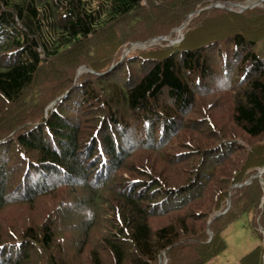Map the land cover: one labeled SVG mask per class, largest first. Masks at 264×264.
<instances>
[{
  "label": "trees",
  "instance_id": "16d2710c",
  "mask_svg": "<svg viewBox=\"0 0 264 264\" xmlns=\"http://www.w3.org/2000/svg\"><path fill=\"white\" fill-rule=\"evenodd\" d=\"M92 1L0 0V214L54 194L71 202L62 208L57 201L56 210L40 215L35 227L27 223L20 232L0 230V264H77V254L95 231L100 244L89 239L88 264H156L167 250L170 264H206L225 250L220 232L242 215L258 214L257 225L264 231L263 186L254 178L241 183L264 168V11L252 10L255 19L247 18L250 11L239 16L221 12L209 22L237 21L234 32L214 29L209 20L200 25L196 17L178 45L150 47L121 61L122 46L148 40L152 34L144 31L151 26L177 27L197 6L210 2L157 0L156 5L145 0L143 8V0H95V7ZM203 33L209 35L204 42L188 40L193 35L197 42ZM82 65L89 72L76 77ZM232 79L240 85L230 95L223 136L194 139L195 124L186 120L197 98ZM44 92L51 94L47 101L55 102L46 114ZM195 115H204L203 109ZM203 124L216 131L209 120ZM228 126L240 132L246 147ZM137 127L144 130L140 141ZM185 131L189 137L177 142ZM211 138L217 147L210 146ZM170 147L179 153L171 164L192 169L185 183L173 184L147 168L127 172V180L115 177L130 155L144 150L161 160ZM218 166L223 179L207 183ZM209 185L215 210L231 202L208 225L210 242L186 231L183 222ZM168 215L175 221L153 229L154 219ZM69 236L74 237L64 245L70 243V249L60 250L58 241ZM262 253L258 245L240 264H263Z\"/></svg>",
  "mask_w": 264,
  "mask_h": 264
},
{
  "label": "rangeland",
  "instance_id": "374dc122",
  "mask_svg": "<svg viewBox=\"0 0 264 264\" xmlns=\"http://www.w3.org/2000/svg\"><path fill=\"white\" fill-rule=\"evenodd\" d=\"M94 1L95 0L92 1L93 7L96 6V3H94ZM261 1H264V0H244L243 2H237V3L229 2V3L223 4V3L213 2L212 0H209L210 3L208 5H206L207 1H205L206 6H204V7L201 5L197 6L195 11L192 14H190L188 16V18L185 19V21H182L181 25H179L177 27H169V25L167 23L168 28H171V29H166V25H158V27L151 26L150 27L151 30H149L148 32H146L147 30L144 31V33H147L145 35L152 34L151 37L149 36L148 40H146L144 42H140V41L139 42H130V43H127L124 46H122L121 51H120L121 61L125 57L131 55L134 52L144 51L145 49H148L150 47L164 48L167 46L171 47L174 45H178L185 38V35L187 34V32L189 30V28H188L189 23L191 22V20L195 19L196 17L201 18L199 23H198L200 25H201V23H203V21L207 23L208 20H209L208 21V24H209L210 21H212L215 18H218V15H220L221 12H225V13L227 12V13H231V14H234L236 16H239V15H243L246 12L250 11V13L248 15H246L247 18L248 19H255L253 17H255L257 15L258 11H264V2H261ZM155 2H156V5H158L159 2H157V0ZM146 4L147 3L145 0H143L141 2V5L143 6V8L146 7ZM252 4H257V5L251 9H246L243 11L240 9V7H248L249 5H252ZM252 10H254V12L257 10L258 11L254 14V12H252ZM205 12H207V13H205ZM219 20H220L219 22H217V21L211 22V24H209V25L213 24L214 29H215V27L218 28L219 26L225 27V28L227 27L228 29L231 27L232 29H230V30H232V32H234V30H236V28H238L240 26L239 23H237V21L232 22L229 19L223 20L222 17ZM198 24H197V26H198ZM139 30L141 31L142 28L140 27ZM153 34H156L158 36H155ZM258 35H262V32L258 31ZM208 36H204V33H203V37L201 35V38L197 42H195V40H193V35H192L188 38V40L192 41L193 43H201V42H204V40L207 39ZM158 38H161L163 40L155 42V43L151 42L152 40L158 39ZM220 45L222 46L221 43H220ZM111 68H113V67H111ZM132 71L135 72V70H132ZM87 72H89V70L86 68L85 65H82L81 67H79L76 70V77L83 75ZM238 85H240V84H238V80L232 79V83H230L228 86L220 87V88H223L224 90L218 88L219 85H217V86H215L214 89H212V92L210 94L204 95V93H202V95L197 98V100H199L200 98H201V100L197 104V107L195 108V110L191 113L192 115L187 117L189 119H187L185 117L187 119L186 121H187L188 125H189V123L195 124V130H196L195 135H197V136L194 139H197V140L203 139L204 137H207L210 133H211L210 136L212 135L211 137H214V136L220 137L223 134V131H221V130H223V128L225 127L224 125H228V121L230 120L229 108L232 105V99H231L230 95L232 93L237 92V90H238L237 86ZM50 95L51 94H49V93H47V94L45 93V95H43L46 97V100L42 96L43 97L42 98L43 104L41 103V105H44L43 106L44 114H46L47 111H49V110L51 111L53 105L55 104V102H52L51 99L49 101H47L48 98L50 97ZM44 100H45V102H44ZM208 104L211 105V108H210V106H206ZM38 108H39V112H43L40 107H38ZM200 109H203V114L205 116L201 115V117H200L198 115H195L197 110H200ZM199 117L201 119H199ZM208 117H209V119H207ZM207 120H209L215 126V128H216V131H214L215 133L212 131V128L210 129L209 126L203 124L204 122L207 123ZM230 127H231V131H229V133L231 135H233L234 138H236L238 143L242 142L243 137L240 134V132L232 129L233 126H230ZM230 127L228 126L227 128L229 129ZM143 132H144V130L142 128H139V127L136 128V130H135L136 134L135 135L137 137L136 138L137 141H140L141 137L143 139ZM188 133L186 131L184 133H181V135H179V137H178L177 142H179V140H182V137L188 138L189 137ZM231 135H229V136H231ZM212 139L213 138H211L210 146L211 147H214V146L217 147L216 146L217 143L215 140H213V144H212ZM222 139L226 140V138H222ZM227 140H229V139L227 138ZM242 143L245 144L244 141ZM183 145H182V147H184ZM245 147H246V144H245ZM172 149L173 148L170 147L169 150L166 151L167 156L163 155L161 160L159 157H156V155H152L153 153L151 151L150 152L152 154H150V155L148 154L149 153L148 151H145V152H147V153H145L144 150H141L138 153L132 154V156L130 155L129 157H127L128 159L126 162V166L124 167L125 169L122 170L121 174L115 175V177H121L120 179L127 180L128 179V173L127 172H132L137 168H143V169L147 168L150 171L153 170L152 172L154 174L158 173V175L159 174L162 175L163 178H165L168 181L170 180L173 184H174V181L176 182L177 185L183 184L191 177L192 169L190 166H188L186 164L181 165L180 167L179 166H173L171 164L172 163L171 161L173 160V157L177 156V154H179V153H178V151H173ZM209 152H210L209 154H211L212 152H214V149H211ZM163 153H165V151ZM194 156H195V154H194ZM194 156H192V157H194ZM192 157H187V158L193 159ZM232 159H233V157H232ZM165 160L168 163V166H167ZM235 161H236V158H235L234 162ZM193 162L196 163V160L193 159ZM229 164H230V162H227L225 164L226 166L224 167V169H222V171L224 172L223 173L224 176H226L225 173H227V174L229 173V171L227 172V170H225ZM220 168L221 167L218 166L216 169H214V171H213L214 176L212 175L213 178L210 180L208 179L207 183H217V181H221V179H223V176L221 174H219ZM258 170H260V169H257L255 171L251 172L252 176L253 175L255 176L257 174ZM135 175H133V176H135ZM210 177H211V175H210ZM227 177H229V176L227 175ZM253 177L247 178L241 183H251V180L253 179ZM90 178H91V176H90ZM229 178H231V177H229ZM254 179H259V178H254ZM259 180L260 181H258V183L259 184L261 183L260 187H261V185L263 186V193H264V185H263L264 181L262 180V178H260ZM120 182H122V181H117L116 183H120ZM165 183H170V182H165ZM211 185H209L205 189V191H206L205 195L203 194V197L201 199L197 200L196 202H194L190 206V207H194L192 210H194L196 212H192V214L197 218L193 219L194 217H192V215H189V213L192 210H189L188 211L189 213H186L187 215L183 218L184 227H185L186 231L191 230L197 236L201 234L203 236L202 238L208 237L207 238L208 242H210L213 238V234L209 230L208 225L212 222V220L214 218H217V217L225 214L231 207V202L225 200L224 202H222L220 204L219 209L215 210V201L213 200V197L215 196V192H211V188H212ZM241 185L238 184V185H235L234 187L239 188V187H241ZM114 186H117V185L116 184L110 185L107 188L110 190ZM59 192L63 193V191H59ZM57 201L60 203L59 205L62 206L65 202L66 203L70 202V199L66 196H61V194H59V195L54 194V197L49 196L48 198L41 199L38 203L34 204L32 207H28V206L7 207L0 214V230L5 228V230L8 233L12 230H13V232L14 231L20 232V231L24 230V226L27 227V225H28L27 223H29V225H31V227L37 226V223L40 220V215H46L47 213L51 212V209L52 210L54 209L53 212L56 210V202ZM260 201H262V203L264 202V196L261 197ZM228 204H229V207H228ZM62 208H64V205L62 206ZM258 209L259 210L261 209V205L258 207ZM258 219H259L258 214L256 216H254L253 213L244 214L238 220H236L234 223L230 224L225 229H223L220 232L219 236L221 237V239L223 240V242L225 244V250L223 252L219 253L215 258H213L212 260H210L206 264H240V260L244 256H246L250 251H252L255 247H257L258 245L262 246V248H263V253H262L261 258H262V263L264 264V236L259 231V228H261V227L257 225ZM172 220L175 221L174 215H168L166 218H164V219L162 218L160 220L154 219L152 222L153 229H156L157 227H159L163 224H167V222L172 221ZM97 226H99V225H97ZM216 226H217V228H219L221 230L222 223L219 222V223H217ZM26 227H25V229H26ZM96 228L100 229V226L96 227ZM255 232L257 234L261 235V238H258V235ZM96 235H97V232L95 231V232H93L92 239L89 238L90 241H92V245H95L94 243H96V245L100 244L97 240L98 237H96ZM65 236H68V235H65ZM73 237L74 236L66 237L63 243H62V241L61 242L58 241V247L60 248V250L66 251V250L70 249L68 247V245L70 243L67 246L64 245V243H66V240H68V238L72 239ZM89 239L87 240L83 250L77 254V256H78V257H76L77 258V262H76L77 264H88L87 256L91 252V248H90L91 242L89 241ZM189 243H193V241H190ZM60 246H62V247H60ZM167 252H168V250L161 252L159 254L158 259L156 261V264H170L171 259H170V256L167 254ZM101 255H102L103 259H105V261H106L105 254H101ZM181 261H182V259L180 258V262ZM41 263H42V261H41ZM243 264H245V262H243Z\"/></svg>",
  "mask_w": 264,
  "mask_h": 264
},
{
  "label": "water",
  "instance_id": "95a60500",
  "mask_svg": "<svg viewBox=\"0 0 264 264\" xmlns=\"http://www.w3.org/2000/svg\"><path fill=\"white\" fill-rule=\"evenodd\" d=\"M261 2H264V1H261ZM260 3V2H259ZM258 4V3H257ZM257 4H252V5H249L248 7H240V9L243 11V10H246V9H251L253 8L254 6H256ZM163 39L161 38H158V39H154L152 40L151 42L155 43V42H158V41H162ZM264 174V168L263 169H260L258 170L257 174L253 177V178H261V176ZM248 183H244V185H246ZM264 185V184H263ZM239 187V186H238ZM228 207H229V204H228ZM259 231L262 233V235L264 236V231L259 228Z\"/></svg>",
  "mask_w": 264,
  "mask_h": 264
}]
</instances>
